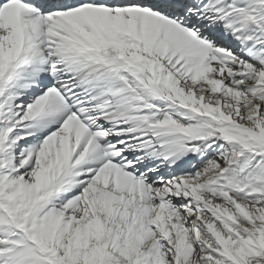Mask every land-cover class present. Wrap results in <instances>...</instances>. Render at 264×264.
<instances>
[{"label": "snow or ice", "instance_id": "6c2138e0", "mask_svg": "<svg viewBox=\"0 0 264 264\" xmlns=\"http://www.w3.org/2000/svg\"><path fill=\"white\" fill-rule=\"evenodd\" d=\"M0 264H264V0H0Z\"/></svg>", "mask_w": 264, "mask_h": 264}]
</instances>
